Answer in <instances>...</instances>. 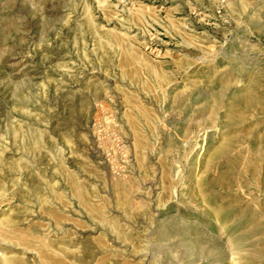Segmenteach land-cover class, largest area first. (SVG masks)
Listing matches in <instances>:
<instances>
[{"label":"rangeland","instance_id":"1","mask_svg":"<svg viewBox=\"0 0 264 264\" xmlns=\"http://www.w3.org/2000/svg\"><path fill=\"white\" fill-rule=\"evenodd\" d=\"M0 264H264V0H0Z\"/></svg>","mask_w":264,"mask_h":264}]
</instances>
